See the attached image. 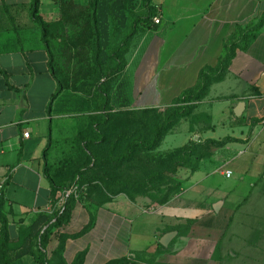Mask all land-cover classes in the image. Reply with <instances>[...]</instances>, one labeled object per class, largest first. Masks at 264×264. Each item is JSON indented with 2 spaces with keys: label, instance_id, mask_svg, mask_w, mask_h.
Segmentation results:
<instances>
[{
  "label": "crops",
  "instance_id": "obj_1",
  "mask_svg": "<svg viewBox=\"0 0 264 264\" xmlns=\"http://www.w3.org/2000/svg\"><path fill=\"white\" fill-rule=\"evenodd\" d=\"M153 3L160 22L126 71L140 107L169 104L195 86L204 66L218 64L237 23L264 14V0ZM32 10V0H0V177L6 178L0 264H42L40 235L61 206L60 190L45 171L48 108L59 84ZM56 12L55 0H40L38 15L45 22ZM240 102L245 107L236 115ZM196 103L192 114L207 112L210 125L200 129L192 123L194 142L224 143L184 168L183 190L154 209L141 199L103 204L76 199L70 222L52 229L50 264L262 263L254 251L264 249V194L253 192L264 188V27ZM187 124L170 130L161 144H183L191 133Z\"/></svg>",
  "mask_w": 264,
  "mask_h": 264
},
{
  "label": "rangeland",
  "instance_id": "obj_2",
  "mask_svg": "<svg viewBox=\"0 0 264 264\" xmlns=\"http://www.w3.org/2000/svg\"><path fill=\"white\" fill-rule=\"evenodd\" d=\"M55 1L56 15L47 22L43 35L62 90L52 102L45 166L54 181L62 186L59 199L65 200L67 191H73L75 200L103 204L116 198L141 199L145 208L154 209L183 190L184 168L192 166L198 158L192 156L175 172L169 168L181 161L183 149L194 150L196 129L192 123L198 122L201 129L210 125V116L207 112H197L178 120L172 129H182V124L192 125L183 144L159 143L154 149L137 146L130 158L109 160L110 153L122 154L133 136L151 138L153 125L163 121L175 107V99L165 105L136 106L126 72L128 63L135 64L139 58L145 36L151 30L147 25L153 24L154 16L158 17V8L153 0ZM73 3L86 7H75ZM134 26L137 30L129 50L116 52ZM97 49L100 50L101 72L94 60ZM117 55L124 58V67L107 74L118 66ZM100 89L108 97L105 110L101 108L104 97ZM104 120L106 122L102 123ZM210 151L208 146L196 149L201 156ZM153 173L158 174L147 179ZM78 177L80 181L70 190L69 185ZM253 193L262 195L264 188ZM190 229L191 225L184 230L189 232ZM254 252L259 254L255 260H262L264 264V249Z\"/></svg>",
  "mask_w": 264,
  "mask_h": 264
},
{
  "label": "trees",
  "instance_id": "obj_3",
  "mask_svg": "<svg viewBox=\"0 0 264 264\" xmlns=\"http://www.w3.org/2000/svg\"><path fill=\"white\" fill-rule=\"evenodd\" d=\"M94 3L96 0H93ZM33 2V10L32 15L34 18L39 22L40 27L42 28V31L45 29L47 22H45L39 15H38V9H39V3L40 0H32ZM75 7L84 8L86 5H81L78 3H73ZM154 11L151 9L150 16H152ZM155 17V16H154ZM153 17V20H154ZM154 25H157L155 21H153L152 25H147L149 28H154ZM264 27V14H259L258 16L254 17L251 20L245 21V22H239L236 25L235 32L227 39V41L224 44L225 47V53L224 55L219 59V62L216 66L206 65L204 66L198 77V81L195 86L188 88L184 90L176 99H175V107L165 116L163 121L157 122L152 127V137L149 139L144 138L142 135H135L131 138L126 150L120 154L119 156H115L112 153H110L108 159L112 161H122L125 159L130 158L137 148V146H141L145 149H154L159 143H161L163 137L175 126V124L178 122L180 118L189 116L194 111V108L196 107L198 101H201L209 92L210 86L214 82H218L224 79L226 76L229 66L236 56L238 50H247L249 46L251 45L252 41L258 36L259 32ZM137 30V27H133V32L126 36L119 47H117L116 52L119 50H123L124 52L128 51L131 45V39L133 38V34ZM43 39L50 51V48L45 40V37L43 35ZM121 48V49H120ZM118 60L120 61L118 66L115 69H110L107 74H112L115 71H120L124 67V58L121 55H117ZM94 60L96 62L97 69L101 72L102 66L100 63V50L97 49ZM52 69V63H50ZM55 72V71H54ZM56 73V72H55ZM58 78V76L56 75ZM58 89L54 93L52 97V102L57 97V95L62 90V85L60 82V79L58 78ZM104 99L102 102L101 108L105 110L106 105L108 104V97L106 95V92L103 89H100ZM48 112L51 115L52 113V103H50ZM106 122L105 120L102 122ZM97 127V131H99ZM85 146L87 148V142ZM224 141L222 142H216L214 140L206 141L205 143H197L194 142L192 147L193 151L190 148V151L187 152V149H183L184 152L183 157L181 161L178 164H175L169 168L171 172H175L177 170V167L179 165H186L190 158L192 156H198L201 155L199 152H196L197 148H203V147H211L216 145H222ZM91 156L94 157L93 152H90ZM189 159V160H188ZM46 171V175L49 179V181L52 183V185L55 188H58L59 190L62 188L61 185L57 184L54 179L50 176V174ZM81 174V172L79 173ZM158 173H153L147 177V179H152L157 176ZM146 179V180H147ZM80 181V177L75 178L73 182L69 185V189H73L75 185ZM174 197V196H173ZM172 197L166 199L163 203L168 202ZM162 203V204H163ZM75 204V199L73 194H69L66 196V199L64 203L55 211L52 218L48 221L46 228L44 229V232L40 235L39 240V247H38V255L37 259L42 264H50V262L46 258V248L47 244L49 242L50 234L52 232V229L59 225L68 224L70 222L71 216H72V210ZM128 260L122 259V260H116L112 261L109 264H122L126 263Z\"/></svg>",
  "mask_w": 264,
  "mask_h": 264
},
{
  "label": "built area",
  "instance_id": "obj_4",
  "mask_svg": "<svg viewBox=\"0 0 264 264\" xmlns=\"http://www.w3.org/2000/svg\"><path fill=\"white\" fill-rule=\"evenodd\" d=\"M154 21L156 23H159L160 22V19L159 17H154ZM24 135L25 136H29L30 133L28 131L24 132ZM231 172L227 170V175L230 176ZM5 185H6V178L5 177H0V199L4 193V189H5ZM73 191H67V195L71 194ZM64 199L61 198L60 199V205H62L64 203ZM2 229H3V222H2V219H1V216H0V234L2 232ZM139 264H150V263H139Z\"/></svg>",
  "mask_w": 264,
  "mask_h": 264
},
{
  "label": "water",
  "instance_id": "obj_5",
  "mask_svg": "<svg viewBox=\"0 0 264 264\" xmlns=\"http://www.w3.org/2000/svg\"><path fill=\"white\" fill-rule=\"evenodd\" d=\"M244 107H245L244 102H240V103L237 105V107L235 108V113H236V115H241L242 110L244 109ZM215 208H216V207H215ZM172 236H173V233H172V232L167 233V234L164 236V238L162 239L161 242H162L164 245H167L168 242H169V240H170V238H171Z\"/></svg>",
  "mask_w": 264,
  "mask_h": 264
}]
</instances>
